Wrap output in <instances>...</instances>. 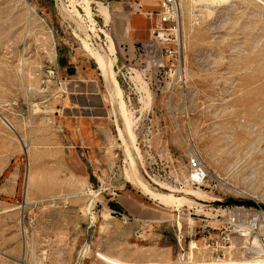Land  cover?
Segmentation results:
<instances>
[{"label":"rangeland","instance_id":"rangeland-1","mask_svg":"<svg viewBox=\"0 0 264 264\" xmlns=\"http://www.w3.org/2000/svg\"><path fill=\"white\" fill-rule=\"evenodd\" d=\"M219 1L180 0V50L152 61L142 15L0 0V264L264 259L223 239L229 207L264 208V0Z\"/></svg>","mask_w":264,"mask_h":264},{"label":"built area","instance_id":"built-area-1","mask_svg":"<svg viewBox=\"0 0 264 264\" xmlns=\"http://www.w3.org/2000/svg\"><path fill=\"white\" fill-rule=\"evenodd\" d=\"M94 4L96 3L94 2ZM100 4L108 8L110 6L109 0H101ZM125 4L132 14L142 15L152 21V39L147 46L149 48L147 53L151 55L150 59L152 61L154 59L157 61L173 59L180 50L182 24L180 0H160L157 11L146 10L140 1H126ZM96 11L98 12V10ZM154 17H157L155 23H153ZM159 45H164V48H159ZM188 169L187 184L197 188L204 187L209 179L208 171L198 156L193 155L189 159ZM225 214L227 221L223 239L228 242L232 237L235 242H241L246 246L251 243V247H255L264 257V208L259 204L255 207L239 204L229 207ZM184 258L182 261L186 262Z\"/></svg>","mask_w":264,"mask_h":264},{"label":"bare ground","instance_id":"bare-ground-1","mask_svg":"<svg viewBox=\"0 0 264 264\" xmlns=\"http://www.w3.org/2000/svg\"><path fill=\"white\" fill-rule=\"evenodd\" d=\"M88 0H86L87 2ZM211 1H216V0H211ZM219 1V0H218ZM220 2V1H219ZM218 2V3H219ZM222 2V1H221ZM86 9H87V12L89 15H91V12H90V7H89V4L87 3V6H86ZM101 12L102 13V16H105L106 18H108L110 15L108 13V11L106 10V8L104 9V7L102 8L101 7ZM92 19V18H91ZM97 53V52H96ZM116 53V49H115V46H114V43L111 41V46H110V55L111 56H114ZM99 56V55H98ZM101 58V57H100ZM110 60V59H109ZM114 61V60H113ZM100 62V66L103 68V69H106L105 67V63L102 59L99 60ZM111 62V61H110ZM105 71V70H104ZM107 72V70H106ZM115 90H116V96L118 98V104H119V107H120V111H121V114L124 116L125 118V126H126V131H127V135L128 137L130 138L131 141H133V143L135 142V134L133 132V128H132V121L130 120L129 118V114H128V110H127V106H126V103L124 101V97H123V91L121 90L120 86L118 84H116V87H115ZM135 169V168H134ZM143 185V184H142ZM144 186V185H143ZM145 189H147L145 186H144ZM172 193L174 191H171ZM176 193V192H174ZM239 193V192H237ZM189 196H192V197H198V198H203L201 193H199L198 191H190V193H188ZM160 196V195H159ZM161 197V196H160ZM161 200L166 203V204H170V205H175L177 207H180L182 206V204L184 203H187V199H184V198H181V197H176L174 195H169V196H162ZM192 201V200H191ZM198 202V201H197ZM108 218V217H107ZM101 260H103V262H106L108 264H135V263H127V262H123L117 258H114V257H111V256H108L106 254H99L98 256ZM262 257V256H261ZM253 260V259H252ZM146 264H174V263H146ZM176 264H264V259H256L254 261H243V262H235V261H229V262H226V261H209V262H178Z\"/></svg>","mask_w":264,"mask_h":264},{"label":"crops","instance_id":"crops-1","mask_svg":"<svg viewBox=\"0 0 264 264\" xmlns=\"http://www.w3.org/2000/svg\"><path fill=\"white\" fill-rule=\"evenodd\" d=\"M126 1H141V3L144 5L145 9H146V6H149V9H146V10H154L155 8H152L150 5H147L143 0H109L110 6L108 9L112 10V12H115V13H120L121 11L127 12L129 15V18L132 20V22L129 25L130 30L134 33H137L139 31L140 27L135 26V19L139 20V16H136L130 12V10L127 8V6L125 4ZM143 21H146V20L143 19ZM116 24H117V26H116L117 28L120 27V25L118 23H116Z\"/></svg>","mask_w":264,"mask_h":264}]
</instances>
